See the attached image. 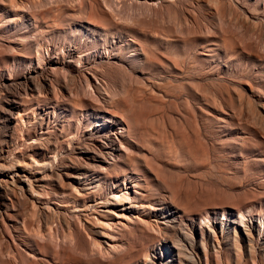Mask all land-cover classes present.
Instances as JSON below:
<instances>
[{
  "label": "rangeland",
  "instance_id": "obj_1",
  "mask_svg": "<svg viewBox=\"0 0 264 264\" xmlns=\"http://www.w3.org/2000/svg\"><path fill=\"white\" fill-rule=\"evenodd\" d=\"M0 206V264H264V0H0Z\"/></svg>",
  "mask_w": 264,
  "mask_h": 264
},
{
  "label": "bare ground",
  "instance_id": "obj_2",
  "mask_svg": "<svg viewBox=\"0 0 264 264\" xmlns=\"http://www.w3.org/2000/svg\"><path fill=\"white\" fill-rule=\"evenodd\" d=\"M39 88H41L40 86H39ZM39 90V89H38ZM17 91V90H16ZM8 104H12V105H14V103H13V101H11V100H8ZM11 105V106H12ZM113 105V104H112ZM5 108V107H4ZM15 109V108H14ZM109 130V129H108ZM104 131V130H103ZM111 131V130H110ZM106 132H108V131H106ZM103 133H105V132H103ZM109 133V132H108ZM103 135V134H102ZM119 137H120V135H119ZM36 138V137H35ZM115 138V137H114ZM114 138H113V136L111 137V136H109V134H106L104 137H103V139L102 140H100L101 141V143L99 144V146H98V149H99V151L100 152H104V154H106L105 152H112L113 150H110L111 149V143H113L114 141ZM33 139V138H32ZM55 139V138H54ZM73 139V138H72ZM117 139H118V137H117ZM58 140V139H57ZM71 140V139H70ZM119 142H120V144H122V141L121 140H119ZM52 146V145H51ZM86 147H89L88 145H86ZM56 148V147H55ZM93 150V149H92ZM95 151H96V149H95ZM116 153V152H115ZM93 154V153H92ZM89 155V154H88ZM102 156V155H101ZM90 157V156H89ZM85 158V157H84ZM92 158V157H91ZM83 159V158H82ZM27 160V159H26ZM29 160V159H28ZM102 160H104V161H106L107 160V157H103V159ZM23 162V161H22ZM29 162H31V161H29ZM84 162V161H83ZM90 162L91 161H89V164H90ZM95 163V162H94ZM26 164V163H25ZM77 164V163H76ZM24 165V164H23ZM30 169V168H29ZM77 169H78V167H77ZM74 170V169H73ZM20 171V170H19ZM24 171H25V168H24ZM26 172V171H25ZM68 172V171H67ZM80 172V171H79ZM84 172V171H83ZM87 172V171H86ZM89 172V171H88ZM19 174H20V172H19ZM29 174H30V171H29ZM28 174V175H29ZM21 175H23L24 177H27L28 178V180H29V186H30V188L31 189H33L34 191L36 190L35 189V187L34 186H36V183L35 182H33L34 180H33V178H31V177H29L26 173H24V174H21ZM33 175V174H32ZM35 175V174H34ZM37 175V174H36ZM89 175V174H88ZM14 176V175H13ZM40 176V175H39ZM89 176H91V175H89ZM82 176H81V174L79 175L78 174V177L77 178H81ZM12 178V177H11ZM17 179V178H16ZM81 179H83V178H81ZM8 180V179H7ZM84 180V179H83ZM9 181V180H8ZM37 181V180H36ZM87 181V180H86ZM24 182V181H23ZM34 183H35V185H34ZM13 184L15 185L16 184V182L14 183L13 182ZM12 184V185H13ZM26 184V183H25ZM79 184V183H78ZM81 184V183H80ZM88 184V183H87ZM91 184V183H90ZM13 185V186H14ZM28 185V184H27ZM17 186V185H16ZM15 186V187H16ZM37 188V187H36ZM21 191H22V193L24 194V191H25V188H24V186L23 185H21L20 186V188H19ZM13 190H14V188H13ZM87 190V189H86ZM37 191V190H36ZM41 193H43V192H41ZM27 194V193H26ZM35 194V193H34ZM31 196V195H30ZM25 197V196H24ZM40 198H41V196H40ZM8 203V202H7ZM5 204V203H4ZM11 205V204H10ZM46 205V204H45ZM6 206V205H5ZM7 206H9V205H7ZM1 207V206H0ZM10 207V206H9ZM8 208V207H7ZM5 209V208H4ZM3 209V210H4ZM5 213V212H4ZM1 215H2V213H1ZM6 215V214H5ZM50 231H53L52 229L50 230ZM42 233V232H41ZM53 233V232H52ZM70 235H67V236H65V238L67 239V237H69ZM61 239V238H60ZM173 241V240H172ZM173 244V243H172ZM174 244H176V243H174ZM174 246V245H173Z\"/></svg>",
  "mask_w": 264,
  "mask_h": 264
}]
</instances>
